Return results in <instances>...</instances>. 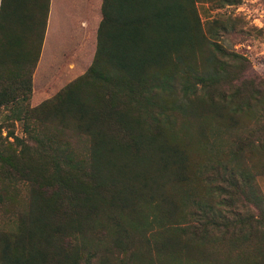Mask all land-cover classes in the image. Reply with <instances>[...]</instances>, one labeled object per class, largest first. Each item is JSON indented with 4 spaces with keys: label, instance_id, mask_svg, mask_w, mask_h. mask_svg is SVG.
Segmentation results:
<instances>
[{
    "label": "trees",
    "instance_id": "obj_1",
    "mask_svg": "<svg viewBox=\"0 0 264 264\" xmlns=\"http://www.w3.org/2000/svg\"><path fill=\"white\" fill-rule=\"evenodd\" d=\"M197 3L235 1L101 0L90 66L30 107L50 0H1L0 264H264V79Z\"/></svg>",
    "mask_w": 264,
    "mask_h": 264
},
{
    "label": "rangeland",
    "instance_id": "obj_2",
    "mask_svg": "<svg viewBox=\"0 0 264 264\" xmlns=\"http://www.w3.org/2000/svg\"><path fill=\"white\" fill-rule=\"evenodd\" d=\"M231 5L197 3L196 8L204 27L210 22L222 20L217 40L226 49L247 59L252 71L264 79V0H234ZM101 0H88L74 18V29L80 28L82 36L69 42L48 40L44 35L40 56L32 75V93L27 104L35 107L53 97L68 83L81 76L90 66L96 45V31L100 22ZM77 18V20H76ZM224 27V28H222ZM47 29V28H46ZM50 38V37H49ZM250 75V67H249ZM0 110V134L5 136L8 128L22 136V125L9 119ZM14 122V127L12 123ZM11 141V139H9ZM264 195V172L257 177Z\"/></svg>",
    "mask_w": 264,
    "mask_h": 264
},
{
    "label": "crops",
    "instance_id": "obj_3",
    "mask_svg": "<svg viewBox=\"0 0 264 264\" xmlns=\"http://www.w3.org/2000/svg\"><path fill=\"white\" fill-rule=\"evenodd\" d=\"M87 3L88 0H50L46 38L55 43L65 41V38L69 39V42L80 38L82 36L80 31L82 25L80 24L78 30L74 29L76 23L74 18L77 15L75 10L78 9L79 12L84 6L87 8Z\"/></svg>",
    "mask_w": 264,
    "mask_h": 264
}]
</instances>
